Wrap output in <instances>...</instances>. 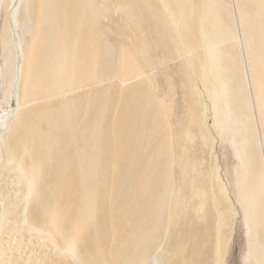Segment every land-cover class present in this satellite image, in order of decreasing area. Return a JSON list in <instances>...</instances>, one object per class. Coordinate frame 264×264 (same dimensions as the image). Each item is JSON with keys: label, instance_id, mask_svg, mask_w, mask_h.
Here are the masks:
<instances>
[{"label": "rangeland", "instance_id": "rangeland-1", "mask_svg": "<svg viewBox=\"0 0 264 264\" xmlns=\"http://www.w3.org/2000/svg\"><path fill=\"white\" fill-rule=\"evenodd\" d=\"M186 1L189 26L178 32L180 0H12L8 10L0 0V33L20 41L25 67L19 110L0 131V264H177L192 247L177 255L183 228L215 264L219 222V264H251L255 232L264 242V27L257 4ZM225 24L232 38L214 48L233 56L215 98L220 84L199 72L200 35L224 37ZM1 55L0 122L11 89ZM59 59L66 76L51 84ZM80 161L97 175L86 202L74 183ZM37 164L28 196L21 178ZM80 204L90 214L71 253L61 239Z\"/></svg>", "mask_w": 264, "mask_h": 264}, {"label": "bare ground", "instance_id": "bare-ground-1", "mask_svg": "<svg viewBox=\"0 0 264 264\" xmlns=\"http://www.w3.org/2000/svg\"><path fill=\"white\" fill-rule=\"evenodd\" d=\"M6 1V0H5ZM12 0H7L8 2V5L6 6V9L8 10L9 8V5L11 3ZM186 0H180L181 4L179 5V8L180 10L182 11V17H181V28H179V21L177 19H173L172 21L175 23L176 25V28L179 29L178 32H183V30L189 26V23H187L186 19L189 18V15H187L186 12H184V10L186 11L185 9V2ZM191 0H189L190 2ZM244 2H247L249 4H257V7H256V10H255V13L253 12V15H259L261 17V24L262 26L264 27V0H243V3ZM188 3V2H187ZM13 5V4H12ZM15 5V3H14ZM13 5V7H14ZM186 8H187V5H186ZM191 9V8H190ZM212 9V8H211ZM220 11V10H219ZM219 11L217 13H209L211 15H213L215 18L219 17L221 19V15L219 14ZM188 12V11H187ZM15 13V11H14ZM191 13V11H190ZM185 14L188 16L186 18ZM243 16H248V12L244 11L243 13ZM15 17V16H14ZM46 17V16H45ZM9 18V17H8ZM254 18V17H252ZM190 19V18H189ZM8 20V19H7ZM222 20V19H221ZM15 21L17 22V19L15 18ZM208 23L210 24L209 27H211V30H214V26H215V23L213 21H211V19H207ZM210 21V22H209ZM9 22V20H8ZM179 24V25H178ZM178 25V27H177ZM8 30V28H6ZM251 29V28H250ZM6 30V31H7ZM253 28L250 31V33L253 32ZM220 31L224 32V37L223 36H218L217 33H215L214 36H218L217 39H210L209 43L206 42V40L204 39V37L207 35H204V33H202L200 35V39L202 41V45L206 47V50H208V52L202 57L201 59V56H200V59H199V64H200V76H201V80L203 81H206V80H214V81H217L219 84H220V89H214L213 93L211 95H213L212 97L215 96V98H217L218 96L222 95V96H225V82H228V79L226 76H223L222 73L220 72V67L221 65L223 64V57H225L226 59H228V57L230 58V56L232 57L233 55H231L229 52H225V55L226 56H223L222 54L224 53L223 51L225 50L224 48H214V46L218 43V42H222L223 41H226L228 40L227 37H230L232 38V31H231V27L227 24L225 25H222V27L220 28ZM207 32V31H206ZM205 32V34H206ZM205 37V38H206ZM207 39V38H206ZM19 40V39H18ZM208 41V40H207ZM56 43V42H55ZM54 43V44H55ZM0 47H1V50L2 51V62L3 64L5 65V68H6V71H9L10 73V83H11V89H10V92H9V97L7 95V105H6V109L4 111V114H3V117H2V121L0 122V131H3V129L7 126V120L9 118H12L13 116H15V114L17 113V111L19 110V102L17 100V88L19 87L18 84L20 82V79L22 78V75H23V69L25 70V67L23 68V60H24V55H23V51L21 49V45H20V41L15 42L11 36H9L7 34V32H1L0 33ZM65 45V44H64ZM251 45V44H249ZM58 46V45H57ZM55 46V47H57ZM61 46V45H60ZM63 46V45H62ZM66 46V45H65ZM21 49V53H20V49ZM67 47V46H66ZM64 48V47H63ZM62 48V49H63ZM19 49V50H18ZM51 49V48H50ZM54 49V48H53ZM52 49V50H53ZM57 49H59L57 47ZM67 49V48H66ZM68 50V49H67ZM51 51V50H50ZM56 51V50H55ZM64 51V50H63ZM226 51V50H225ZM59 52V51H58ZM63 53V52H62ZM13 54V55H12ZM50 54V53H49ZM58 54V53H57ZM234 54V53H233ZM55 56V55H54ZM53 56V57H54ZM57 57V56H56ZM56 57L54 58V60L56 59ZM68 57V56H67ZM237 56L235 55V58ZM53 59V58H52ZM225 59V60H226ZM233 61L235 59H232ZM231 60V61H232ZM238 62V59H236ZM223 61V62H222ZM227 62V61H226ZM234 62V63H236ZM54 64H52V66L49 68V72L53 78V80L50 82L51 84H56L58 85L59 82H57V80H55V78H58L60 75L61 78H63L64 76V73L67 72V69H68V66H67V60H61L59 59L58 61H53ZM225 63V62H224ZM228 64V63H227ZM233 64V62L231 63ZM238 65V64H237ZM235 64V66H237ZM234 66V64H233ZM230 65V67H233ZM4 67V66H3ZM77 67V66H76ZM238 67V66H237ZM235 67V68H237ZM1 68V67H0ZM4 70V69H2ZM238 70V69H237ZM236 71V70H235ZM225 72V71H224ZM237 72V71H236ZM25 74V73H24ZM8 75V74H7ZM29 75V74H28ZM26 75V76H28ZM64 75V76H63ZM31 76V75H29ZM69 76V75H67ZM75 76H73L74 78ZM9 78V77H7ZM30 78V77H29ZM28 78V79H29ZM70 78V77H69ZM31 79V78H30ZM8 80V79H7ZM6 80V81H7ZM63 80V79H62ZM93 81V80H92ZM71 82V81H70ZM96 82V81H95ZM9 84V83H8ZM70 84V83H69ZM31 88V86H30ZM59 88V87H58ZM29 91L30 89H28V94H29ZM225 91V92H224ZM27 94V92H26ZM29 98V97H28ZM214 101V100H213ZM14 102V105L12 104ZM94 110V109H93ZM94 119V118H93ZM217 119V118H216ZM97 120V119H96ZM95 121V120H94ZM218 122V120H217ZM20 124V123H19ZM55 124V123H54ZM93 129V128H92ZM41 135V134H40ZM99 135V134H98ZM19 138V137H18ZM50 139V138H49ZM88 139V138H87ZM19 140V139H18ZM21 140V139H20ZM46 140V139H45ZM85 140V139H84ZM96 140V139H95ZM87 141V140H86ZM44 142V141H43ZM96 146V145H94ZM33 151V150H32ZM79 153V152H78ZM77 153V154H78ZM81 153V152H80ZM80 158V157H79ZM88 159V157H87ZM34 162V161H33ZM37 163V162H36ZM78 163V162H77ZM81 161L79 162V167L76 168V173H77V176H78V180L77 182H74L77 184V193L79 194L80 198H81V201L83 202V200L86 202V199H88L89 197H92L93 195H95L96 192V189L94 188L95 185L97 184V178L95 176V174L92 176V173L91 170L93 169V166H92V169L90 170L91 173L89 172H86V168H85V165L82 164L84 166V169L81 167ZM39 164L37 165H34L32 167V170L30 172L26 171V173H23V176H22V181L24 183V186H25V190H26V194L29 196H37V189H36V181H37V175L39 176V172H41L40 170H38V168L40 169V165L38 166ZM75 165V164H74ZM19 164H18V169L20 170L19 168ZM38 166V167H37ZM72 166V165H71ZM70 168V166H69ZM91 168V166L89 167ZM24 169V168H22ZM29 169H30V166H29ZM68 169V168H67ZM97 169V168H96ZM95 169V170H96ZM28 170V169H27ZM83 170V171H82ZM89 170V169H88ZM21 171V170H20ZM24 172V171H22ZM55 173V172H54ZM69 173V172H68ZM57 174V173H56ZM63 174V173H62ZM98 174V172H97ZM99 175V174H98ZM41 176V174H40ZM68 178V177H67ZM100 178V177H99ZM40 179V178H38ZM66 179V178H65ZM41 180V179H40ZM63 180V179H62ZM74 180V178H73ZM40 183V182H39ZM38 183V184H39ZM90 183V184H89ZM68 193V192H67ZM40 194V193H39ZM68 195V194H67ZM70 195V194H69ZM96 197V196H95ZM94 197V198H95ZM58 199V198H57ZM71 203V201H69ZM74 202V201H73ZM55 211V210H54ZM90 209L86 206H84V204H80L79 207H77V213H79V217L76 219V222H75V227H74V232L72 235H68L69 237L65 238V237H62L63 239H61L65 245V249L69 250L71 253H74L75 252V243L76 241L78 240V231H79V227H78V224L81 225V219L83 218V220L87 219V215L90 214ZM56 214V213H55ZM54 214V216H55ZM53 216V215H52ZM91 217V216H90ZM56 218V217H54ZM52 219L51 220V224L53 226V229H57V223L55 221V219ZM78 221H80V223H78ZM184 227V226H183ZM219 227H220V222L218 223V226H217V236L215 238V241H214V253H215V264H219L220 262V259H221V256H222V246L220 244V241H219ZM186 228V227H185ZM187 229V228H186ZM257 231V230H256ZM57 233V232H56ZM256 235V236H255ZM255 239L253 238V241L251 242L252 244V248H251V244H250V261H251V264H264V246L261 247V245L264 243H260V239H263V232L261 234V232L257 231L255 232ZM207 236V235H205ZM194 236H192L191 233L188 232V230H183L181 229L178 234H177V242H175V247H176V251H177V255L180 256L181 253H184V249L187 248L185 247L187 244L191 245L189 247H191V250L189 251V254L186 255V257H182V261L181 263L178 262L177 264H204V260L202 259L200 253H199V245L196 246V243L197 241L199 240H202L201 236L199 237H195L193 238ZM206 238V237H205ZM198 242V244H199ZM188 251V250H187ZM183 256V255H182Z\"/></svg>", "mask_w": 264, "mask_h": 264}, {"label": "water", "instance_id": "water-1", "mask_svg": "<svg viewBox=\"0 0 264 264\" xmlns=\"http://www.w3.org/2000/svg\"><path fill=\"white\" fill-rule=\"evenodd\" d=\"M12 104L14 105V102Z\"/></svg>", "mask_w": 264, "mask_h": 264}]
</instances>
